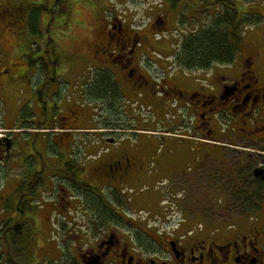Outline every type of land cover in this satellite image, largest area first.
I'll return each mask as SVG.
<instances>
[{
    "label": "flooded vegetation",
    "instance_id": "obj_1",
    "mask_svg": "<svg viewBox=\"0 0 264 264\" xmlns=\"http://www.w3.org/2000/svg\"><path fill=\"white\" fill-rule=\"evenodd\" d=\"M33 10H29L30 32L35 34L39 15L32 17ZM27 14L24 0H0V17L19 28L2 31L3 27L0 32V44L5 47L0 50V102L4 104L0 127L6 130L0 137V161L12 158L25 166L18 182L0 184V264H264V224L258 219L244 217L230 224L196 226L183 219L155 227L152 216L167 211L165 199L181 198L184 202L179 208L184 210L186 193L196 187V178L189 180L191 184L189 178H140L155 136L175 125L166 121V112L162 116L163 109H181L191 136L203 134L207 139L220 140L221 124H225L227 139L235 141L234 136H238L258 148L256 153L264 158L263 50L250 47L233 62L198 71L195 76L173 62L167 66L155 52L140 49L141 35L131 25L113 18L106 29L98 31L91 50L72 53L81 58L75 76L84 83L79 88L70 87L71 81L67 83L71 97L63 99L58 85H54L55 64L44 63L40 54L27 58L20 40V27ZM169 15L165 12L154 18L151 31L163 29ZM89 69L94 72L85 80ZM96 74L110 78L125 105L122 103L118 115L111 119L101 103L100 127L92 129L90 82ZM45 94L58 99H53L49 116L42 118L46 113H42L45 108L41 110L40 95ZM108 95L101 96L100 102ZM36 99L40 106L34 103ZM11 104L20 105L14 116L10 114ZM132 104L145 106L153 122L143 123L136 114L130 116L137 112ZM140 127L158 131L136 143L119 135L123 130L135 134ZM41 132L55 134L49 141ZM91 132L96 133L97 142L92 148L89 143L83 152L96 145L99 165L91 178L87 169L86 178H67L64 174L69 158L54 168L59 146L66 149L62 143L73 133L90 137ZM175 145H179L180 153L174 161L189 157L185 144ZM207 146L194 159L208 157L221 163L224 148ZM70 149H66L68 155ZM76 154L80 159L81 152ZM42 157L50 159V168ZM46 167L50 174L43 175ZM256 170L262 175H255ZM252 177L205 178V184L211 185L213 210L223 203L222 210L229 213L258 212L261 207L248 208L243 195L235 193L238 188L249 190L264 182L263 162ZM85 185L98 190L93 193L102 204L91 200ZM232 199L237 200L230 205ZM76 227H83L85 233L70 237ZM59 231L60 244L56 236Z\"/></svg>",
    "mask_w": 264,
    "mask_h": 264
},
{
    "label": "rangeland",
    "instance_id": "obj_2",
    "mask_svg": "<svg viewBox=\"0 0 264 264\" xmlns=\"http://www.w3.org/2000/svg\"><path fill=\"white\" fill-rule=\"evenodd\" d=\"M24 1L27 5L28 18L23 20L24 22L21 24L20 31L22 34H20V40L25 47L27 58H33L35 55L39 56L40 54L44 63L55 64L53 65L56 81V83L54 81V85L57 84L59 87V97L68 99V97L71 96L68 94L67 83L72 82L70 87L74 85L78 88L84 83L83 80L81 81V79L75 76V73L79 71L81 58L76 59L72 53L79 50L83 52L91 50L93 43L97 40L98 31L106 29L113 18L120 19L131 25L132 28L141 35L140 49H143L145 52L148 51L149 53L155 52L156 55H160L158 58H161L164 63H167V66H170L173 62L174 54L177 50L181 36L185 34L186 31H190L193 28L191 25L192 23L188 20V18L191 17L190 14L192 11L190 8L199 4L201 0H188V2H182L177 7L176 11L173 12L166 11L161 0ZM234 2L240 16H251V18L259 17L260 19V22L258 23L253 22L244 25V42L241 51L254 46L258 49H262L264 52V0H234ZM41 6H46L47 10L40 12L41 14L37 20L38 33L34 34L30 32L31 22L29 10L31 11ZM68 11L70 14H68ZM165 12L170 13L167 17V24L165 27L161 30L151 31L150 24L152 20L156 17L163 16ZM24 14L25 13H23V15ZM182 14L186 16L183 18V24L180 23ZM185 19L187 20L186 22ZM33 25L34 24H32V26ZM1 29L2 31L19 30L18 26H9L3 16L0 17V32ZM1 40L2 38L0 35V42ZM31 43L33 44L30 45ZM37 48H39L38 52H36ZM0 50L2 52L5 50L3 43L0 44ZM154 55H152V57H155ZM93 72V69L87 70L85 80L89 79ZM184 72L189 74L188 71ZM72 74L74 75L72 76ZM42 98L43 102L41 103V106L37 99L34 103L40 106L41 110H44L45 108V112L43 111L42 113L46 114L42 115V118H46L51 111L53 99L55 100L58 98H52L51 96L48 97L47 94ZM21 105L23 104L21 103ZM123 105L125 104L123 103ZM129 105H131V102ZM132 105L134 106V104ZM19 106L15 107V104H11L10 114L14 116ZM100 106V102L93 103L90 106L92 129H98L100 127ZM27 107H30V104ZM124 110L127 111V108H124ZM2 112H4V104L0 102V117ZM167 113L168 115L165 116L166 121L170 123L175 122L174 126L172 125L169 130H166L167 133H175L177 135L182 134V132L186 133L185 128L188 124L187 116L184 118L185 120H183L182 113L173 108L167 111ZM135 114L143 123H146L147 121H150L151 123L153 122V116L150 115L147 110L145 111L144 109H141L138 112H135L134 110L130 116L133 117ZM176 119L180 120V122L177 123L175 121ZM16 124L17 126L19 125L18 121ZM43 128L45 127L43 126ZM140 129L142 130L140 133L127 134L124 135V137L128 142L136 143L142 138H147L152 131H158V129L154 128L151 129L150 132H147V130H149L148 128L140 127ZM220 129L222 137L220 140H215V143H217L215 144V147L217 149L224 148L225 156L224 159L221 160V163H218L214 159L211 160L208 157H206V160L202 158L200 161L194 159L195 156L201 154V152L208 147L207 145H199L197 142H195L194 145L187 146L186 152L189 157L174 161V158L180 153V149L178 148L179 145H175L172 136L170 137L166 134L155 136L156 146L154 149L151 148L148 151L140 178H189L188 181L192 178H196L195 181L197 182L196 187H190L191 191H187L186 193L187 200H185L186 206L184 207V210L180 211L179 208L182 202H184L181 198L175 197L165 199L164 207L167 208V211L163 214H155L153 215L154 217L152 216L151 223H153L155 227H159L163 224L167 225L168 223H177L183 219H185L191 226H196L197 224H230L244 217L258 219L261 224H264V196L260 202L261 208L259 211L251 214L235 213L234 211L229 213L222 210L223 206H225L223 203L220 205L222 206L221 208L218 209L216 207L213 210V204H210V201L212 200V190H210V184H205V178H240L242 175L251 178L253 170L257 168L261 162L264 163V158H260L256 153V151H259L258 148L241 140L238 136H234L235 141L227 139L225 137L226 135H224L226 130L225 124H221ZM5 131V128L1 126L0 137L4 136ZM40 134L43 135V139L46 138V140L50 141L52 135L55 133L41 132ZM71 137L68 141L64 143L61 142L63 145H67L66 149L69 148V146H71V149L68 155L66 149L63 148V146H59V151L57 153L58 157L54 167L55 169L57 166L60 168L61 164H63L68 158L70 161L76 160L79 162L76 153H79V151L82 152V149L87 147L91 141H97V138L93 134L88 137L87 135L84 136L83 133H73ZM248 145L250 148L247 147ZM36 147L38 148V145H36ZM240 149H249L253 153ZM198 150H200V153H198ZM95 151L90 154L94 155ZM205 154L208 155V152H205ZM81 156H83V154ZM42 159L50 168V159L48 157H42ZM83 159L84 156L81 158V161H83ZM39 162L40 160L38 159L37 163ZM91 162V160H85L87 165L90 163L86 167L88 178L93 176L94 168L99 165L98 160ZM199 165H201L200 169ZM24 168V164H19L17 160L12 158L0 161V184L11 183L13 185L18 182L20 178H22V170H24ZM49 168L45 170L43 175L50 174V171H48ZM80 178H86V174H82ZM193 183L195 184V182ZM218 198L221 199L222 197ZM221 200L224 203L226 201V199ZM234 202V199L230 200V205ZM73 233H85V230H83V227H76L75 230L70 233V237H72L71 234ZM56 236L59 240L58 243L60 244V231L59 235L56 233Z\"/></svg>",
    "mask_w": 264,
    "mask_h": 264
},
{
    "label": "trees",
    "instance_id": "obj_3",
    "mask_svg": "<svg viewBox=\"0 0 264 264\" xmlns=\"http://www.w3.org/2000/svg\"><path fill=\"white\" fill-rule=\"evenodd\" d=\"M161 1L166 11L169 12L176 11L182 2H188V0ZM196 5H194L196 7L190 8L192 10L191 17L188 18L193 28L181 36L174 54L173 64L184 71H207L213 66L233 62L240 53L244 42V25L260 22L259 17L240 16L234 0H201ZM210 6L214 8L210 10ZM46 10V6L37 7L36 11L33 10L32 17L40 15V12ZM68 14H70L69 11ZM181 17L180 23L183 24V18L186 16L182 14ZM90 83V104L100 102L101 96L109 94L107 99L101 100L100 103L104 104L106 113L111 119L118 115V109L123 103V99L118 93L119 88L111 82L108 76L103 74H96ZM42 97L40 95L41 102H43ZM67 166L68 171L64 174V176H68L67 178H80L84 172L83 166L76 160L70 161ZM250 187L249 190L238 188L235 193L240 192L238 195H243L244 200L242 201L249 203L248 208L258 209L264 196V182L259 181L258 184ZM85 188L91 194L92 201L101 203L93 193L98 190H94L88 185H85ZM246 197L247 199H245ZM105 202L109 203L106 199Z\"/></svg>",
    "mask_w": 264,
    "mask_h": 264
},
{
    "label": "crops",
    "instance_id": "obj_4",
    "mask_svg": "<svg viewBox=\"0 0 264 264\" xmlns=\"http://www.w3.org/2000/svg\"><path fill=\"white\" fill-rule=\"evenodd\" d=\"M199 74V72L197 71L196 73H195V76H197ZM177 110V109H176ZM164 112H166L167 113V111H165L164 109L163 110H161V114H162V116H163V114H164ZM165 113V114H166ZM139 133L141 132V129H138L137 130ZM125 133H129V131H126ZM200 136L201 137H204V135L203 134H200ZM143 139V138H142ZM141 139V140H142ZM172 139H173V141H175V143H177V144H186V149H187V146H189V145H194V143H195V141H193V140H190V139H188V138H182V139H179V138H175V137H172ZM199 145H203L201 142H199L198 143ZM156 145L154 144V146H153V149H154V147H155ZM93 151H95V150H86V152H85V155L87 156V155H89L91 152H93ZM95 154V153H94Z\"/></svg>",
    "mask_w": 264,
    "mask_h": 264
},
{
    "label": "water",
    "instance_id": "obj_5",
    "mask_svg": "<svg viewBox=\"0 0 264 264\" xmlns=\"http://www.w3.org/2000/svg\"><path fill=\"white\" fill-rule=\"evenodd\" d=\"M262 172V171H261ZM261 172H257V170L254 172L255 175H262Z\"/></svg>",
    "mask_w": 264,
    "mask_h": 264
}]
</instances>
